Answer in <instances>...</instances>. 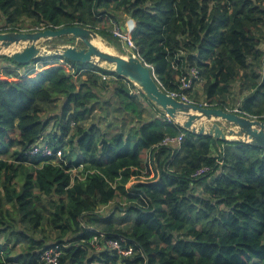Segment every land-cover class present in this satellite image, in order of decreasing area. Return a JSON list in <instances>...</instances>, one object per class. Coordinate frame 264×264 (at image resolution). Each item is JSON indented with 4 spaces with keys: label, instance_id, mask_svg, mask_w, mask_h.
I'll return each instance as SVG.
<instances>
[{
    "label": "trees",
    "instance_id": "16d2710c",
    "mask_svg": "<svg viewBox=\"0 0 264 264\" xmlns=\"http://www.w3.org/2000/svg\"><path fill=\"white\" fill-rule=\"evenodd\" d=\"M124 16L165 92L195 69L196 104L264 121V0H0L4 31L82 26L120 51ZM56 247L57 264H264V149L188 133L91 64L0 56V264Z\"/></svg>",
    "mask_w": 264,
    "mask_h": 264
},
{
    "label": "water",
    "instance_id": "95a60500",
    "mask_svg": "<svg viewBox=\"0 0 264 264\" xmlns=\"http://www.w3.org/2000/svg\"><path fill=\"white\" fill-rule=\"evenodd\" d=\"M60 38L72 39L73 43L63 46L53 44L55 39ZM97 40L112 49L113 53L103 52L96 47L93 42ZM0 56H7L21 65L53 56H61L77 64H91L115 73L132 84L158 111L188 133L211 137L216 144L219 141H236L264 149V121L221 108L187 104L170 96L159 86L153 71L140 58L125 53L123 49L120 51L90 28L66 26L35 31H1Z\"/></svg>",
    "mask_w": 264,
    "mask_h": 264
},
{
    "label": "built area",
    "instance_id": "2783aa9c",
    "mask_svg": "<svg viewBox=\"0 0 264 264\" xmlns=\"http://www.w3.org/2000/svg\"><path fill=\"white\" fill-rule=\"evenodd\" d=\"M130 20H127V22L123 21V23L122 22H113V21L110 22L109 23L110 24L109 25L110 28H109L108 32L114 38H116L119 41V43L121 44L122 47H125V48L129 49L130 53L132 55H135V56L138 57L137 54H133L132 53V50L135 47H134V44H133V42L131 40V36L130 35H131V32H132V30L134 28V23H133L132 20L131 21ZM124 26H125V28H124ZM108 76H111V75H102V79H104V80L105 79H111V78H106ZM178 81H179V89H180V91H183V93H181L179 91H177V92H167V93L170 96H172V97H174V98H176L178 100H181V101H183V102H185L187 104H196L192 100V98H190L185 93V91L192 90L195 86H197L199 84L200 78L198 76L197 70H195V69L190 70V72L187 75L181 77ZM135 92L138 93V90H136V88H135ZM199 105L200 106L211 107V106H209L207 104H203V105L199 104ZM236 112H238V110H236V109L233 110V113H236ZM242 116L249 117L251 119H256L257 120L256 117L248 116L245 113H243ZM183 136H184V134H180L178 137L173 138V139L166 138L163 141V143L165 145H168V144L178 145L182 141ZM51 154H52V151L48 147V145H46V144H38L37 146L33 147L31 149V151H30V155L31 156H49ZM56 156H57V158H59L61 156L60 152H58L56 154ZM207 171H208L207 168H202V169L198 170L195 173V176L203 175ZM92 244H93V246L96 249H99V245L97 244V238L93 239ZM106 245L110 249H116V250L120 251V246H119L118 242H116V241H108V242H106ZM130 253H131V250H129L127 252H124L123 254L128 255ZM59 256H60V253H59V251L57 250V247H56V249H50V250L44 251L42 256H41V259H42L43 262H45V264H57Z\"/></svg>",
    "mask_w": 264,
    "mask_h": 264
},
{
    "label": "rangeland",
    "instance_id": "374dc122",
    "mask_svg": "<svg viewBox=\"0 0 264 264\" xmlns=\"http://www.w3.org/2000/svg\"><path fill=\"white\" fill-rule=\"evenodd\" d=\"M28 23V22H27ZM27 23H24V25L22 26L23 28L21 29V31H28L27 29L29 28V26L27 25ZM110 25V24H109ZM2 26H3V24H2V21H1V18H0V30H2V32H6V31H4L3 29H2ZM124 28H125V26H124ZM1 32V31H0ZM67 43H73V40L72 39H68V38H60V39H55L54 41H53V44H56V45H58V46H63V45H65V44H67ZM121 48L123 49V51H125V53H130V50L129 49H127V48H125V47H122L121 46ZM47 50L48 51H52L51 50V48H47ZM115 50V49H114ZM112 52H113V50H111ZM114 52H116V53H119L117 50H115ZM30 68V67H29ZM106 78H111V79H114L115 77L113 76V75H111V76H108V77H106ZM237 85V84H236ZM235 85V86H236ZM197 87V86H196ZM196 89V88H195ZM111 94L112 93H110V91L109 90H107L104 94H103V96L104 97H108V98H111V101H113L114 100V98H112L111 97ZM198 97V96H197ZM232 105H235V103L234 104H232ZM146 118H149L150 116H149V114H146L145 113V115H144ZM12 137H16L15 136V134H13V135H11Z\"/></svg>",
    "mask_w": 264,
    "mask_h": 264
},
{
    "label": "bare ground",
    "instance_id": "6f19581e",
    "mask_svg": "<svg viewBox=\"0 0 264 264\" xmlns=\"http://www.w3.org/2000/svg\"><path fill=\"white\" fill-rule=\"evenodd\" d=\"M96 47H98L101 51L107 53H113L110 48H107L104 44H102L99 40L93 42Z\"/></svg>",
    "mask_w": 264,
    "mask_h": 264
},
{
    "label": "crops",
    "instance_id": "0c3cea01",
    "mask_svg": "<svg viewBox=\"0 0 264 264\" xmlns=\"http://www.w3.org/2000/svg\"><path fill=\"white\" fill-rule=\"evenodd\" d=\"M127 20H130V18H129V17H126V16H124V19H123V21H124V22H127ZM123 21H122V23H123ZM130 21H131V20H130ZM196 88H197V89H198V88H200V84H198Z\"/></svg>",
    "mask_w": 264,
    "mask_h": 264
}]
</instances>
